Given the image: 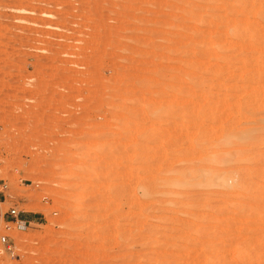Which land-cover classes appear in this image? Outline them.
<instances>
[{"label":"rangeland","instance_id":"1","mask_svg":"<svg viewBox=\"0 0 264 264\" xmlns=\"http://www.w3.org/2000/svg\"><path fill=\"white\" fill-rule=\"evenodd\" d=\"M2 236L0 264H264V0H0Z\"/></svg>","mask_w":264,"mask_h":264},{"label":"bare ground","instance_id":"2","mask_svg":"<svg viewBox=\"0 0 264 264\" xmlns=\"http://www.w3.org/2000/svg\"><path fill=\"white\" fill-rule=\"evenodd\" d=\"M242 2H243V1H242ZM57 45H58V46H62L61 43H58ZM64 47H65V46H64ZM64 47H63V48H64ZM53 50H54V49H53ZM54 51H56V50H54ZM60 51H61V50H60ZM52 52H53V51H52ZM56 52H57V51H56ZM54 53H55V52H54ZM62 53H63V52H62ZM62 53H61V54H62ZM52 54H53V53H52ZM63 54H64V53H63ZM65 54H66V53H65ZM68 54H70V53H68ZM54 55H56V53H55ZM50 57H51V55H50ZM55 58H57V57L55 56ZM47 59H49V58H47ZM59 59H60V58H59ZM59 59H57V60H59ZM61 60H62V59H61ZM66 60H67V59H66ZM68 60H69V59H68ZM63 61H64V60H63ZM36 64H37V63H36ZM60 64H61V63H60ZM62 64H63V63H62ZM62 67H63V66H62ZM257 67H258V66H257ZM64 68H65V67H64ZM66 69H67V68H66ZM250 69H251V68H250ZM262 69H263V68H262ZM256 74H257V73H256ZM48 75H49V74H48ZM252 75H253V74H252ZM253 77H254V76H253ZM247 78H248V77H247ZM238 134H239V133H238ZM242 139H243V138H242ZM221 140H222V139H221ZM226 142H227V140H226ZM200 148H201V147H200ZM204 149H205V148H204ZM204 149H203V150H204ZM211 149H212V148H211ZM203 150H202V151H203ZM218 150H219V149H218ZM225 150H226V149H225ZM204 151H205V150H204ZM204 151H203V153H204ZM209 151H210V150H209ZM211 151H212V150H211ZM215 151H217V150H215ZM215 151L213 150V152H215ZM222 151H224V150H221L220 152L222 153ZM199 152H200V151H199ZM206 152H207V151H206ZM213 152H212V154H211V152H210L211 156H210V154H209V158H210V157L212 158V160L210 159L211 162L214 161V157H213V156L215 155V153L213 154ZM217 152H218V151H217ZM227 152H228V151H227ZM227 152H223V153H227ZM195 153H197V152H195ZM186 154H187V153H186ZM189 154H191V153H189ZM204 155H205V154H204ZM192 156H193V155H192ZM226 156H227V155H226ZM238 156H239V155H238ZM186 157H187V156H186ZM193 157H194V156H193ZM200 157H201V156H200ZM187 158H188V157H187ZM191 158H192V157H191ZM180 159H181V158H180ZM220 162H221V161H220ZM226 162H227V161H226ZM221 163H222V162H221ZM190 164H191V163H190ZM202 165H203V164H202ZM212 168H213V167H212ZM204 170H205V169H204ZM204 170H203V171H204ZM218 170H219V169H218ZM214 171H215V170H214ZM186 172H187V171H186ZM191 172L194 173V171H191ZM197 172H199V169H198ZM199 174H200V173H199ZM201 174H202V172H201ZM209 174H210V173H209ZM177 175H178V174H177ZM177 175H175V176H177ZM202 175H203V174H202ZM207 175H208V174H207ZM187 176H189V175H187ZM207 177H209V176H207ZM210 177H211V176H210ZM210 177H209V178H210ZM222 177H223V176H222ZM198 178H199V177H198ZM218 178H219V177H218ZM172 179L175 181V183H173V184H177V183H179V184H181V185H183V184H188V181H189V180L185 177V175H182V174H181V176H177V177H174V178L172 177ZM191 179H192V177H191ZM207 179H208V178H207ZM193 180H194V179H193ZM196 180H197V178H196ZM202 180H203V179H202ZM221 180L223 181V179H221ZM221 180L219 179V181H221ZM170 181H171V180H170ZM170 181H169V182H170ZM176 182H177V183H176ZM206 182H207V181H206ZM223 182H225V181H223ZM207 183H208V182H207ZM217 183H219V182H217ZM220 183H221V182H220ZM225 183H226V182H225ZM170 185H171V184H170ZM177 185H178V184H177ZM177 185H176V186H177ZM188 185H189V184H188ZM201 185H202V184H201ZM223 185H224V184H223ZM223 185H222V186H223ZM226 185H227V184H226ZM226 185H225V186H226Z\"/></svg>","mask_w":264,"mask_h":264},{"label":"built area","instance_id":"3","mask_svg":"<svg viewBox=\"0 0 264 264\" xmlns=\"http://www.w3.org/2000/svg\"><path fill=\"white\" fill-rule=\"evenodd\" d=\"M9 213H10L11 216H13L16 219V221H17V223H18V225H19L20 228H26V225H27L26 221H21V220L18 219V212H17L16 209H11ZM0 242L2 244H4V245H7L8 246V250L10 252L12 251V247L9 246L8 240H7V237L6 236H2L0 238Z\"/></svg>","mask_w":264,"mask_h":264}]
</instances>
